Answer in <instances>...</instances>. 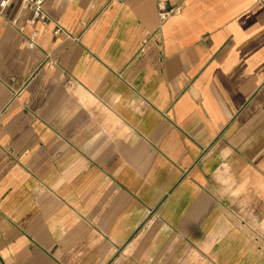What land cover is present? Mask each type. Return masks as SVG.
<instances>
[{
	"label": "crops",
	"instance_id": "crops-1",
	"mask_svg": "<svg viewBox=\"0 0 264 264\" xmlns=\"http://www.w3.org/2000/svg\"><path fill=\"white\" fill-rule=\"evenodd\" d=\"M26 1L0 0V264H264V0Z\"/></svg>",
	"mask_w": 264,
	"mask_h": 264
},
{
	"label": "built area",
	"instance_id": "built-area-1",
	"mask_svg": "<svg viewBox=\"0 0 264 264\" xmlns=\"http://www.w3.org/2000/svg\"><path fill=\"white\" fill-rule=\"evenodd\" d=\"M44 0H31L26 1V5L32 11L33 18L31 24L38 22L45 23L47 21V16L42 9ZM171 0H158L159 16L162 22H166L169 18L178 15L180 13L179 9H169L168 4ZM58 34V32H57Z\"/></svg>",
	"mask_w": 264,
	"mask_h": 264
}]
</instances>
